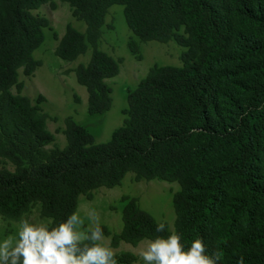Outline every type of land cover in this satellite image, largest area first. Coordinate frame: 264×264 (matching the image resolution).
Instances as JSON below:
<instances>
[{"label": "trees", "instance_id": "trees-1", "mask_svg": "<svg viewBox=\"0 0 264 264\" xmlns=\"http://www.w3.org/2000/svg\"><path fill=\"white\" fill-rule=\"evenodd\" d=\"M54 0H0V215L19 221L34 206L56 226L77 211L80 196L136 181L176 182L174 231L143 210L137 198L122 210L123 227L111 246L181 235L187 247L202 239L218 264H264V0H60L85 24L68 25L54 54L74 61L88 94V114L112 107L107 81L121 60L99 49L108 9L123 7L128 28L141 42H175L181 67L153 66L127 94L122 126L110 141L65 119L64 148L54 141L48 115L21 93L19 70L32 75L34 51L49 21L33 13ZM84 243H90L88 241ZM83 246V245H82ZM119 263L137 258L116 255Z\"/></svg>", "mask_w": 264, "mask_h": 264}, {"label": "rangeland", "instance_id": "rangeland-1", "mask_svg": "<svg viewBox=\"0 0 264 264\" xmlns=\"http://www.w3.org/2000/svg\"><path fill=\"white\" fill-rule=\"evenodd\" d=\"M34 14L48 19L49 25L44 29V39L34 51L35 60L41 61V66L27 76L23 69L19 70V81L23 87L21 93L27 96L33 105H39L48 115L47 128L53 134L54 141L47 148H64L65 119L72 117L78 124L85 127L95 138L96 143H106L122 126L125 111L128 108V91L135 90L145 79L151 67L176 66L181 67V54L184 48L171 41L141 42L128 28L123 7L113 5L108 9L103 26V34L99 49L115 60H121L119 73L107 83L112 88V107L101 115L88 114V94L79 85L75 69L79 64H86L91 51L74 61H64L54 54L59 39L64 35L68 25L79 32H84L85 24L72 16L68 3L54 0L33 11ZM11 168L10 164L0 160V167ZM180 190L176 182L162 180L136 181L133 173H128L121 184L113 188H99L93 192L91 199L80 196L76 213L84 220V227H94L88 218L90 212L99 217V226H106L112 234L122 230V210L128 199L137 198L139 206L152 215L157 221L166 223L174 231L176 213L173 196ZM22 219L39 224L49 219L40 215V207L34 205ZM20 221V220H19ZM19 221H12L0 215V240L14 236L18 231ZM149 240H143L138 245L121 242L118 247L111 246V236H105L100 243L113 249L116 255L131 252L136 260L130 264H144L140 253ZM118 264H122L119 263Z\"/></svg>", "mask_w": 264, "mask_h": 264}, {"label": "clouds", "instance_id": "clouds-1", "mask_svg": "<svg viewBox=\"0 0 264 264\" xmlns=\"http://www.w3.org/2000/svg\"><path fill=\"white\" fill-rule=\"evenodd\" d=\"M88 218L94 227L85 228L76 212L51 227V221L36 224L21 219L16 234L0 240V264H118L113 249L100 243L105 236L98 215L90 212ZM165 228L161 222L156 231L164 232ZM206 253L202 239L186 247L181 235L171 232L166 238L148 241L140 256L144 264H218L219 253ZM238 264H244L242 256Z\"/></svg>", "mask_w": 264, "mask_h": 264}]
</instances>
